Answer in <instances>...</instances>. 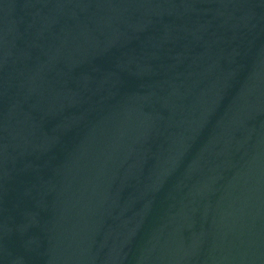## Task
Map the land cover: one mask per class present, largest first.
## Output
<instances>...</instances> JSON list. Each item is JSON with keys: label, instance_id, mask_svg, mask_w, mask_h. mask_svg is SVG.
<instances>
[{"label": "water", "instance_id": "95a60500", "mask_svg": "<svg viewBox=\"0 0 264 264\" xmlns=\"http://www.w3.org/2000/svg\"><path fill=\"white\" fill-rule=\"evenodd\" d=\"M0 264H264V0H0Z\"/></svg>", "mask_w": 264, "mask_h": 264}]
</instances>
